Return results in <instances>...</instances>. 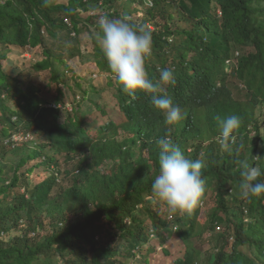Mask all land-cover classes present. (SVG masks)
<instances>
[{"label":"trees","instance_id":"obj_1","mask_svg":"<svg viewBox=\"0 0 264 264\" xmlns=\"http://www.w3.org/2000/svg\"><path fill=\"white\" fill-rule=\"evenodd\" d=\"M141 3L142 0H0V264H130L127 255L150 239L146 222L138 224L137 221V215L148 213L147 207L139 209L138 205L152 193L151 184L155 179L152 167H157L154 171L159 174L157 141L167 135L187 158L204 161L202 176L206 191L202 201L210 189L217 190V206L204 225L198 220V207L189 215L182 212L175 218L177 221L173 224L178 225L184 242L187 244L190 235L201 233L198 229L201 226L215 230L217 224L230 226L232 223L237 229V245L252 243L256 258H264V238L257 237V232L264 233V226L248 227L240 217L245 208L264 215V195L242 197V168L238 163L247 161L264 170V113L262 117L256 115L258 104L264 108V17H261L264 0H156L153 6L144 8L145 14L137 6ZM92 11H100L109 18L127 16L130 23L151 30L153 48L146 70L154 82L160 79L161 70L173 71L176 84H170L167 93L176 98L182 110L184 108L186 118L179 131L166 136L165 131H157L162 117L150 103L145 107L155 115V121L147 126L148 131H139L137 139L119 145L115 141L103 144L94 140L91 126L84 129L71 126L83 127L85 122L79 121L83 104L94 101L100 105L104 93L109 91L129 95L122 100L124 106H128L124 108L127 125H132L131 111L138 103L136 97L145 96L141 91L135 95L124 92L108 67L103 49L95 38L100 31L97 21L102 15L90 14ZM83 13L89 14L84 17ZM159 17L165 22H159ZM14 45L20 50L39 48L40 58L12 75L9 70L5 71V62H9V48ZM234 51H240L238 66L229 72L227 60ZM77 58L79 63L75 64ZM55 63L61 66L60 71ZM89 65H93L90 71ZM232 73L240 84L242 96L239 98L234 96L232 87L228 88ZM49 77L50 82L46 84ZM12 100L14 103L10 104ZM74 108L78 111L74 112ZM64 114L76 118L78 124L64 119ZM232 114H238L242 123L234 133L236 144L225 150L218 143L221 129L217 117ZM20 134L26 138L40 135L51 139L70 159H74L75 148L83 149L91 140L104 147L95 145L99 150L97 158L96 155L84 156L90 170L85 165L80 167L75 178L81 181L69 192L52 198L54 176L43 182L45 189L37 187L32 192H15L18 175L25 171L24 165L30 157L26 150L30 139L20 146L15 141V136ZM79 137L83 138L82 142L75 147L74 141ZM32 144L31 158H37L41 147H37L39 144L34 139ZM125 144L129 146L123 150ZM189 147L193 151L189 152ZM88 149L89 153L93 152L92 148ZM117 153L136 159L134 169L122 170L135 173L121 180L120 195L110 190L109 195L101 197L110 175L92 169L101 163L99 158ZM90 158L92 164L88 165ZM48 162L56 164L57 160L52 155L45 163ZM120 165L125 166L126 162ZM8 173L14 176L10 183ZM257 182L264 183V175ZM96 199L116 212L118 222L113 231L108 221L103 224L105 219L100 214L83 210V206ZM220 211L225 216L220 215ZM45 213L51 219L50 230L45 228L42 219ZM68 214H73V218L69 219ZM150 215L156 220L158 238L164 242L167 237L160 228L171 229V224L163 218L157 221L155 214ZM124 217H131L135 228L129 243H123L122 248L116 242L119 236L123 237L121 230L129 235ZM213 235L218 245L225 241V233ZM225 247V243L221 245L216 264L247 262L241 254L228 255ZM121 256L126 259L121 261ZM192 262V255L186 252L175 264Z\"/></svg>","mask_w":264,"mask_h":264},{"label":"clouds","instance_id":"obj_2","mask_svg":"<svg viewBox=\"0 0 264 264\" xmlns=\"http://www.w3.org/2000/svg\"><path fill=\"white\" fill-rule=\"evenodd\" d=\"M156 0H142L141 4H137L139 9L141 11L144 10L145 7L149 8V6H153L155 4ZM143 4H146L143 5ZM216 6V4L214 3ZM217 11L221 14L222 11L219 9V7L216 8ZM99 15H102L99 20L97 21L99 32L96 33V40L101 45L104 55L107 59L108 67L112 71V73L115 74V78L118 79V82L122 85L123 91L129 94L135 95L137 91H141L140 93H144V97L138 96L136 97L138 99V103L136 107L131 111L132 117H133V124L127 125L128 119H127V111L124 108H127L128 106L125 105V101H121V99L124 97H128L129 95L122 96L118 95L117 93L113 94V91H109L107 93H104L102 103L104 99H109L112 96L117 99L120 110L122 114L125 117V122L118 123L115 120H108L107 122H103L98 127V132L94 140H100L103 144H107V141H115L117 145L120 143H124L125 141H130L137 139L138 132L140 131L143 133L147 130V126L154 122L155 119L153 118L155 115L150 113L145 105L146 104H152L159 110V115L162 117L160 120L161 122V128H158L157 131L162 130L166 133L165 136L173 131H179V126L182 124V122L186 121L184 108L181 109L180 105L176 103V98L168 95L167 93V87L171 85L176 84V79L174 77V73L170 69H163L160 72V79L156 80L155 82L149 78L148 72L146 70V63L147 58L152 53L153 48V40H152V33L151 30L147 26H136L129 22L127 16H123L121 18H109L107 14H103L100 11L98 12ZM261 17H264V12H262ZM240 56V51H234L233 56L227 60L228 65V71L232 72L235 68L238 66V57ZM235 73H232L228 80V88L230 89L232 86L230 84V78L235 77ZM240 85V84H239ZM233 89V88H232ZM234 91V90H233ZM161 93L166 95H160ZM235 96V93H234ZM236 98H239L235 96ZM134 100V99H133ZM133 100L131 101V105L133 104ZM10 104L11 101H9ZM98 105L94 101H91L89 104H83V110L86 107H89V113L87 115H82L80 112V119L79 121L85 122L83 127L81 125L79 127L73 128L77 129H84L86 126H92V118L95 115V113L100 109L101 111L105 112L104 107L102 105ZM129 103V102H128ZM74 106H70V109H72ZM261 108L262 111L258 115L257 109ZM78 110L74 108V112H77ZM264 113V108L258 104L256 107V115L258 117H262V114ZM67 115H69L67 113ZM64 119L69 121L70 119L73 121V123H76V118H68L65 117V114L63 115ZM74 117V115H73ZM217 120L220 125V135L218 137V143L221 145V147L225 150L229 149L230 145H235L237 142V137L234 135L235 131L238 130L241 126L242 120L241 117L238 114H232L225 118L217 117ZM123 128L131 133L130 136H125L124 138H121V134L119 131V128ZM250 130H252V135H255V131L248 127ZM88 131V129L86 130ZM26 138V137H25ZM30 138H27L29 140ZM34 138H31L28 141V146L33 149L32 146L29 145L30 142H32ZM83 138L79 137L77 138L78 141H74V144L76 143L75 147H78L82 141ZM26 140V141H27ZM46 143H49L50 146L48 148H44L46 146L45 144H40L37 147H41L44 151L50 149L55 156L57 163H50V168L47 170H50V175L47 179L48 180L52 176L55 177V182L52 187L53 191L51 193V197H55L58 194L62 192H69L76 183L81 181L80 179L75 178V176L79 175V169L82 165H85V168L90 170L87 166L86 161L84 160V156L88 155L90 157H94L98 153V149L95 148V145L99 144L104 147V145L100 142L96 141H90L89 144L86 143V146L83 149H76L75 152H73L74 159H78L76 162L75 169L76 171H73V177L72 182L73 184L60 188V192L56 195H53L58 182L61 181V171L59 169V161L58 157L60 152H64V150H60L56 145V142H53L51 139H46ZM15 141L19 143L18 146L22 145V141H24V134H20L19 136H15ZM24 141V142H26ZM209 140L208 142H210ZM157 144L160 148L159 152V174H157L154 170H157L156 167L153 169L152 167V173H153V179L154 181L151 184V192L149 193L146 201L143 203H140L138 205L139 209H144L147 207L148 213L146 215H137L138 218V224L145 221L146 226L148 227V233H149V242L154 238L159 236V234L156 233L155 228V221L152 219V215L155 214L157 217V221L160 220L158 218V214L151 208H149L148 203L152 200L156 199L158 201H162L167 204V206L172 209V212L169 213L168 217L165 218L170 224L171 229H164L163 233L167 238L164 242H162V239H160V243L156 247H148L149 249L158 248L163 250L164 253L167 252L165 246L167 239L173 237L176 235L184 244L185 249L182 256L183 257L186 252L187 254H191L193 257V262L191 264H216V257L218 256V253L220 252L221 245L226 244V247L224 248L228 255H231L232 257L237 256L238 254L242 255V258H246L247 262L245 264H264V258L262 256H259L258 259L254 255V251H256V248L254 244H240L237 245V229L235 228V224H230V228L234 227L233 232V240L232 244L229 248V237L230 234H226V232H222V226L221 224L215 225V230H212V228H206V227H199L198 229L201 230V233H195L193 235H190L187 241V244L184 242V239L179 234V227L178 225H174L173 223H176L177 220H175L176 217H180L179 213H176L173 210H179L183 213H189L195 208L198 207L200 209V213L203 209L204 200L202 201V197L206 191L205 187V180L202 176V168L204 167V161L200 159H190L187 158L183 152L181 151L180 147L178 145H175L171 141V136L167 135L166 138H161L157 141ZM128 144L123 145V150H126ZM55 147V148H53ZM88 148H92L93 152L89 153ZM189 152L193 151L192 147H189ZM107 151H109L107 149ZM88 152V153H87ZM146 153V152H145ZM144 153V154H145ZM66 154V153H65ZM66 156V155H65ZM99 157V155H96V158ZM67 158V156H66ZM37 158H28L27 163L24 165L25 171L27 174L25 175L24 172L22 175L24 176V181L19 182L18 184H32V182L29 183V180L32 179V172L26 169V165H30L31 160H38ZM68 159V158H67ZM106 159L113 160V169L110 172H104L101 170L100 166ZM48 160V157L46 155L43 156V160L39 161V166L41 164H44ZM133 160H136L132 156H127L124 154L117 153L114 156L109 157H101L99 158V161L101 162L99 165H96L94 169L92 170H98L100 171V174H108L110 175V179L107 181L106 189H104L101 193V197H104L106 195H109L110 190L114 191V194L120 195L122 192L121 188L119 187V184L121 183V180L128 176L132 175L135 172L132 171L131 173H125L122 170H125L124 168H128L129 170L134 169L135 165L133 164ZM126 162L125 166H121L120 164L122 162ZM240 164V167L242 168V171L240 173L242 177V182L240 184L241 188V195L244 198H251V197H260L261 195H264V183L257 182L258 178L264 175V170L261 169L258 165L250 164L247 161H238ZM52 164H54L52 166ZM92 164V159L90 158L88 160V165ZM45 169L44 167H41ZM9 183L12 182V178H8ZM42 181L41 183H37L31 188L26 187L23 192H26L27 190H30L31 192L37 188L41 187L44 188V184ZM45 189V188H44ZM100 197V198H101ZM217 202V197H216ZM145 203V206L143 204ZM217 206V205H216ZM83 210L87 211V213L90 214H100L102 219L104 218L105 221H103V224L106 223V221L109 222L110 228L113 231L114 225L116 222H118V216L116 212H114L109 205H103L101 203V199H96L91 201L88 205L82 207ZM216 208V207H215ZM200 213L198 215V220L200 221ZM211 212H209L205 222L201 225H204L209 217ZM47 215V213H46ZM220 215L225 216V214L220 211ZM68 216V215H67ZM241 219L243 222L247 224L248 227H252L255 225L264 226V215L258 214V213H251L245 208V212L240 214ZM69 218V216H68ZM147 218H151V223H148ZM72 219V218H69ZM101 219V220H102ZM51 219H49L50 221ZM44 221V220H43ZM46 223V222H44ZM98 223V222H97ZM123 223L126 224L129 227V235L127 236L124 231L121 230V233L123 237H118L117 242L120 239L124 240V243H129V239L131 238V235L133 234V230L135 228L134 222L131 217H124ZM108 226V225H107ZM188 226V225H187ZM170 227V226H169ZM168 227V228H169ZM173 233L174 235H167L168 232ZM247 231L255 232L252 229H248ZM205 232L210 233V239L209 242V248L201 249L197 248L195 244L193 243L192 239L196 236H202ZM214 233H225L226 238L225 241H222L220 245L215 241ZM257 237L259 239L264 238V233L257 232ZM99 239V236L97 237ZM146 243V244H148ZM146 244H142L135 249H133V252L137 254V249H139L141 246H144ZM244 247L252 248V254L247 253L244 250ZM128 257V263L130 264H138L134 263V260L130 259V254L127 255ZM176 258L173 261V264H175V261L178 259ZM135 259V258H134ZM256 261V262H255ZM145 262L148 263V257L147 254H145Z\"/></svg>","mask_w":264,"mask_h":264},{"label":"rangeland","instance_id":"obj_3","mask_svg":"<svg viewBox=\"0 0 264 264\" xmlns=\"http://www.w3.org/2000/svg\"><path fill=\"white\" fill-rule=\"evenodd\" d=\"M60 2H68L69 0H59ZM100 11H104V10H100ZM98 12V11H96ZM96 12L92 11L90 14H95ZM144 14L145 12L142 11ZM89 13H83V16L86 17L88 16ZM147 15V14H146ZM138 17V16H137ZM138 23H141V19L138 17L137 18ZM159 22H165V19L162 17L158 18ZM149 23V21H148ZM90 50H92V45L89 46ZM10 60L9 62H5V71L9 70L10 73L16 74L19 70L21 71L22 69H24L25 67H27L29 64L33 63L34 61H36L37 59L40 58V50L39 48H35V49H24V50H20L18 47L14 46H10L9 48V54H8ZM75 64H78V58L77 60L74 59ZM55 67L57 69H59L61 66L58 63H55ZM93 65H89L88 66V71H90L92 69ZM8 68V69H7ZM68 72L65 73V75L68 76ZM90 77L87 76V78ZM50 82V77L47 78V80L45 81L46 84H48ZM2 84H4V82H2ZM230 84L234 90L235 96L240 97L242 96V93L240 92V85H239V81L235 78V77H231L230 78ZM55 86V85H54ZM116 91H113V94H115ZM122 97V96H121ZM9 99L11 100V95H9ZM121 101H123L121 99ZM11 103H14V101L12 100ZM105 112L101 111L100 109L95 113V115L92 118V126L90 128V133L92 136H96L97 132H98V127L103 123V122H107L108 120H115L118 123H122L125 122V117L122 114L118 101L116 98H114L113 96L109 99H104L103 103H102ZM90 108L86 107L84 110H82L81 114L82 115H87L89 113ZM262 109L259 107L257 109V114L259 115L261 113ZM120 134H121V138H124L125 136H130L131 133L123 128H119ZM31 139V138H30ZM27 138H25L24 136V141H26ZM34 140L37 141V143L40 144H45L46 140L44 137L37 135V137L34 138ZM22 141V142H24ZM207 144V143H206ZM30 146H32V142L29 143ZM48 146H50L49 143H46V146H44V148H48ZM55 148V147H53ZM28 151V156H30L29 158H31L32 156V149L31 147H27L26 149ZM40 152H39V159L38 160H31L30 161V165H26V169L32 172V179L33 180H29V183L32 182V184H18L16 187H14L15 192H23L25 190L26 187L31 188L32 186H34L35 184H37L38 182L41 183L42 181H44L45 179L48 178V176L50 175V170H47L48 168H50V163H44L41 164L39 166L38 162L43 160V156L46 155L47 157H51L53 155L54 152H52L50 149L42 151L41 148H39ZM32 153V154H31ZM31 154V155H30ZM19 155V154H18ZM65 151L64 152H60L59 157H58V161H59V169L61 171V181L58 182L57 187L53 193V195H56L60 192V188H64V187H68L70 185L73 184L72 177H73V171H76L75 166H76V162H77V158L76 159H70V158H66L65 156ZM147 155V154H146ZM54 164H52L53 166ZM44 167L45 169L41 168ZM101 170L104 172H110L113 169V160L111 159H106L102 165L100 166ZM22 171V170H21ZM5 176H7V174L3 173ZM8 175L11 178H14V176H12V173H8ZM19 182H23L24 181V176L19 174ZM10 179V178H9ZM216 194H217V190L216 189H210L207 193V195L204 198V204H203V209L200 213V221L203 224L209 214V212L214 211L217 202H216ZM143 206H145V203L143 204ZM149 208L153 209L157 214H158V218H163L165 219L166 214H169L172 209H170L166 203L162 202V201H158L156 199L152 200L151 202L148 203ZM176 213L182 214V211L179 210H173ZM69 218H73V214H68ZM42 219L44 220V222H46L45 228L50 230V226H49V219L47 218L46 213L43 215ZM148 223H151V218H147ZM26 224V223H24ZM222 226V232H226V234H230L229 237V248L232 244V236H233V232H234V227H229L226 224H221ZM160 231L163 232L164 229L160 228ZM42 233H44V231H41ZM167 235H174L173 233H171L170 231L168 232ZM210 239V233L209 232H205L202 236H196L192 239L193 243L195 244V246L197 248H201V249H206L209 248V242L208 240ZM123 243L124 240L120 239L118 242H116V245H119L123 248ZM160 243V239L157 237H154L150 243L141 246L139 249H137V254L135 257L134 252L130 253V259L134 260V263H138V264H173V261L178 258L179 256L183 255L185 246L183 244V242L176 236L174 235L173 237L167 239L166 242V250L167 252L164 253L163 250L161 249H149L148 247H156L158 246ZM244 250L249 253L252 254V248L249 247H244ZM145 254H147L148 260L149 262L146 263L145 262ZM128 258V257H127ZM135 258V259H134ZM126 258L124 256L120 257L121 261H124ZM129 261V260H128Z\"/></svg>","mask_w":264,"mask_h":264}]
</instances>
